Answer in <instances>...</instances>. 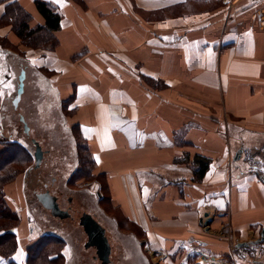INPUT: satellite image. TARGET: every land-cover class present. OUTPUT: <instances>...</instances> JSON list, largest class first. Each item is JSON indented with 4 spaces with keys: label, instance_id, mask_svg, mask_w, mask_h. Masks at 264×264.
Here are the masks:
<instances>
[{
    "label": "crops",
    "instance_id": "crops-1",
    "mask_svg": "<svg viewBox=\"0 0 264 264\" xmlns=\"http://www.w3.org/2000/svg\"><path fill=\"white\" fill-rule=\"evenodd\" d=\"M13 1L44 23L38 0ZM40 1L62 17L61 48L32 51L0 42V152L5 142L18 141L8 131L7 116L17 119L27 140L24 116L42 144L28 101L30 69L44 70L52 92L74 97L76 124L89 141L97 174L106 175L113 203L137 229L126 237L152 264H264V0H85L98 27L73 0ZM6 5L0 3V21ZM139 13L163 18L157 27L147 29L144 22L141 29L129 18ZM124 29L138 32L120 37ZM75 53L81 62L70 70ZM23 70L24 93L16 108ZM72 74L74 79L62 81ZM144 75L165 88L148 85ZM195 99L223 103L226 114L207 113L190 104ZM41 146L43 166L53 150ZM197 156L211 160L201 180L193 165ZM40 167L5 189L20 216L14 228L19 249L8 264H27L28 247L45 235L63 238L28 221L25 206L49 214L38 198L23 195L32 170ZM93 183L97 186L95 181L85 186ZM55 195L82 204L76 193ZM62 253L68 260L69 247Z\"/></svg>",
    "mask_w": 264,
    "mask_h": 264
},
{
    "label": "rangeland",
    "instance_id": "rangeland-1",
    "mask_svg": "<svg viewBox=\"0 0 264 264\" xmlns=\"http://www.w3.org/2000/svg\"><path fill=\"white\" fill-rule=\"evenodd\" d=\"M73 2L80 6L84 12L85 18L89 20V22L94 26H99L100 20L97 15L91 13V9L94 8H91L90 3H87L85 0H73ZM182 13L183 11L172 12L168 13L167 16L174 18L180 16ZM139 16L141 17H131L130 15L129 18H132V23H136L141 29L142 23L144 22L147 29L149 27H157L158 24H156V22L163 18V16L154 14L139 13ZM38 21H40V17L32 15L30 25L36 26L38 25ZM130 23L131 21L129 24ZM84 31L85 30H82L81 32L84 36H82V46L84 45L85 38L87 39V32ZM133 31L135 30L124 29L120 32L119 36H124ZM5 33L8 34L7 37L0 38V42L8 47L31 49L32 51H42L44 49L58 51L61 48L60 36L58 33H56L58 40L56 45H48L45 48H38L35 50L27 47L18 37L14 25L10 20L0 21V34ZM79 58L80 56L77 53L71 55L70 70L74 67L76 69L78 64H80L81 61ZM30 71L32 73V77L30 78L31 95L28 101L29 107L31 105L28 109L30 120L34 125V133L42 140L41 145H43L44 148L52 149L53 154L40 169L32 170L27 182L23 185V195L26 200L31 199L32 201H36L37 195L45 191H49L54 196H56L55 194L60 195L61 192L73 193L74 195L76 193V195L82 199V204L76 201L74 203L67 202V196H65L66 199L63 201V197L61 196V200H58L60 207L62 210H65L63 209L64 206V208H66L65 211L69 214L63 217L55 216L47 209L49 214L44 216L42 210L36 208L35 212H33L31 207L25 206L29 214L28 221L37 223L41 228L43 225H46V227L52 228L51 231L63 237L62 239L66 243L65 248L69 247V259L67 260L65 258L64 264L67 262H69L68 264H102L101 261L96 258L97 249L95 247H87L88 236L81 225V217H83L85 213L93 215L96 220L107 228V236L112 246L110 264H152L146 254L140 252L137 246L134 247L135 244L133 240L126 237V232H137V229L127 223L120 207L113 203L112 194L109 189H107V191H102V195H106L108 198L106 197L105 201L102 203L99 202L96 188L98 190L100 189V181L102 185L103 183L109 185L106 175L104 179H99L100 181L93 180V182H97V186L93 183L90 188L85 186L88 181L84 180V178L78 180V182L71 181L72 176L77 170L76 167L79 165L76 136L73 131V127L76 125L77 121L76 106L74 101L67 108L64 106V100L66 98L57 90H54V92L51 91L46 81L49 75L46 74L44 70L36 71L30 69ZM72 76L73 74L68 76L71 77L70 79L68 78L62 81L69 82L74 79ZM164 88L165 87L162 86L160 87L161 90ZM190 104L196 106L202 105V110L210 114H226L223 103L217 106L212 103L203 104L198 99H195ZM11 117L7 116L9 120L8 131L10 130L12 133L16 134V139H18L17 142L27 146V148L33 152L35 146L31 142V139H33L34 136L27 134L28 137L26 140L20 132L21 125L18 124L17 119L15 121L11 120ZM232 119L239 120V118L234 117H232ZM67 120H70V125ZM240 120L242 119L240 118ZM34 166L35 164H33L30 169ZM95 173H97V169ZM24 175V173L19 174L14 181L6 185V189H9L11 185H17L22 179L24 180ZM56 177L58 178L57 182H55ZM91 181L92 180H90V182ZM70 200L71 198H69V201ZM112 217H115L117 221L113 220ZM234 243H237V239H234ZM128 249L132 251L130 255L126 253Z\"/></svg>",
    "mask_w": 264,
    "mask_h": 264
},
{
    "label": "trees",
    "instance_id": "trees-1",
    "mask_svg": "<svg viewBox=\"0 0 264 264\" xmlns=\"http://www.w3.org/2000/svg\"><path fill=\"white\" fill-rule=\"evenodd\" d=\"M0 3H7L6 12L1 20L11 21L18 37L27 47L35 50L57 44L56 33L62 27V17L53 5L40 0L36 1V7L43 17L44 23L31 26L32 15L18 2L1 0ZM143 77L145 82L152 87L166 86L162 81H156L145 75ZM73 101L74 97L72 96L69 100L64 101V106L67 108ZM73 131L76 136L79 167L71 181L78 182L82 178L88 182L104 179V174L95 173L97 162L81 126L79 124L74 125ZM4 146L5 148L0 152V255L9 261L19 249V240L14 228L19 226L20 216L9 206L5 189L6 185L14 181L19 174H26L30 170L31 166L35 164V156L34 151H30L27 146L17 141L5 142ZM210 164L211 160L208 158L202 156L194 158L193 165L196 166L195 175L197 179L204 178ZM100 184L101 192L109 189L108 184L103 183L102 185L101 181ZM106 197L103 195L101 203L105 201ZM65 246L66 243L62 238L55 235H45L28 247L27 264H64L65 256L62 251Z\"/></svg>",
    "mask_w": 264,
    "mask_h": 264
},
{
    "label": "water",
    "instance_id": "water-1",
    "mask_svg": "<svg viewBox=\"0 0 264 264\" xmlns=\"http://www.w3.org/2000/svg\"><path fill=\"white\" fill-rule=\"evenodd\" d=\"M26 71L23 70L19 77V87L17 94L14 98L13 104L17 108L19 102L24 93ZM21 121L24 125V131L26 134H30V127L26 122L24 116H21ZM32 143L35 146V168H39L44 158V150L41 144L36 140L32 139ZM39 202L44 208L50 210L55 216H67V211L62 210L58 202V197L53 196L49 191L39 193L37 195ZM81 225L88 236L87 247H95L97 249L96 258L101 261L102 264L111 263L112 246L107 236V229L94 218L93 215L85 213L81 217ZM262 239H264V229L261 233Z\"/></svg>",
    "mask_w": 264,
    "mask_h": 264
},
{
    "label": "built area",
    "instance_id": "built-area-1",
    "mask_svg": "<svg viewBox=\"0 0 264 264\" xmlns=\"http://www.w3.org/2000/svg\"><path fill=\"white\" fill-rule=\"evenodd\" d=\"M126 127L127 126H125L124 128H126ZM0 264H8V260L5 257L1 256V255H0Z\"/></svg>",
    "mask_w": 264,
    "mask_h": 264
}]
</instances>
